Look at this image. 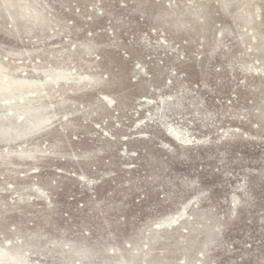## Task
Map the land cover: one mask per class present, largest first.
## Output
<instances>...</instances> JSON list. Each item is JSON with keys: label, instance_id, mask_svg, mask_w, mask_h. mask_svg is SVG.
I'll return each instance as SVG.
<instances>
[{"label": "rangeland", "instance_id": "obj_1", "mask_svg": "<svg viewBox=\"0 0 264 264\" xmlns=\"http://www.w3.org/2000/svg\"><path fill=\"white\" fill-rule=\"evenodd\" d=\"M23 2L0 64L70 80L0 136V264H264V0Z\"/></svg>", "mask_w": 264, "mask_h": 264}, {"label": "bare ground", "instance_id": "obj_2", "mask_svg": "<svg viewBox=\"0 0 264 264\" xmlns=\"http://www.w3.org/2000/svg\"><path fill=\"white\" fill-rule=\"evenodd\" d=\"M4 1L8 3L12 1H24L19 14L25 18L28 17V20L31 23H35L42 19V15L28 3V0ZM5 70H7V68L5 69V67L0 64V101L6 105L5 111L8 112L10 117L15 116L16 120L20 121V126L19 130L15 131L14 133H10L9 129L0 128V136L5 140H10L11 137L12 139H20L28 135L30 136L34 132L42 130L51 120V117L45 114L46 107L42 105L38 107H32L30 105L33 97L39 94L41 95L43 92H45V95H47L46 89L50 84L57 85L59 82L68 81L70 79L68 74L60 69H55L49 74H46V80L36 83L26 79H15L10 77L5 72ZM75 81L77 83L85 81L91 82L92 79L89 76L78 75L75 78ZM103 97L106 98L105 96ZM7 119L9 118H6V120ZM1 121L2 120L0 119V122ZM16 155L19 158L26 159H29L33 156L31 150L22 148L16 151ZM8 156L9 154H6L4 157L8 158Z\"/></svg>", "mask_w": 264, "mask_h": 264}]
</instances>
